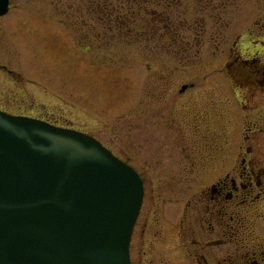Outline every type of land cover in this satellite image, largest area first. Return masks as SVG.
Wrapping results in <instances>:
<instances>
[{"label":"rangeland","instance_id":"374dc122","mask_svg":"<svg viewBox=\"0 0 264 264\" xmlns=\"http://www.w3.org/2000/svg\"><path fill=\"white\" fill-rule=\"evenodd\" d=\"M10 3L0 17V107L88 132L139 172L132 264H212L215 240L193 247L177 233L199 242V200L237 157L244 123L251 129L243 146L250 139L254 164L264 159L256 127L264 126V87L253 88L260 107L245 117L229 83L234 67L225 64L250 55L251 44L264 57L250 41L264 36V0ZM248 212L241 236L252 246L264 239V203ZM145 217L146 232L162 236L147 239L140 255Z\"/></svg>","mask_w":264,"mask_h":264},{"label":"water","instance_id":"95a60500","mask_svg":"<svg viewBox=\"0 0 264 264\" xmlns=\"http://www.w3.org/2000/svg\"><path fill=\"white\" fill-rule=\"evenodd\" d=\"M141 195L93 137L0 111V264H130Z\"/></svg>","mask_w":264,"mask_h":264},{"label":"flooded vegetation","instance_id":"af4514ba","mask_svg":"<svg viewBox=\"0 0 264 264\" xmlns=\"http://www.w3.org/2000/svg\"><path fill=\"white\" fill-rule=\"evenodd\" d=\"M10 1L11 0H8V6L11 4ZM2 16L3 15L0 17ZM252 38L254 37L252 36ZM252 38L250 41L253 42L256 40L253 45H263L262 51H264V36L261 35L257 38ZM250 46V55L241 56V59L236 60V64H232L233 60L232 62L229 60V62L226 61L225 63L226 67L230 65L234 67L233 72H235V74L231 76L229 83L231 87L236 86L239 89L237 90L238 94L235 93V96H237V99L239 98L238 101L244 108L243 115L245 117L250 114V110L259 106V103H255L254 98L252 99L250 96V93L253 92V88L264 87L263 54H259L258 56V50H255L252 44ZM250 105L252 106L250 107ZM248 124H243L244 131L241 133L242 142L244 137L248 138L250 136L251 128L250 126H246ZM256 127L258 131L262 130L264 135V126L262 129L261 127L258 128V125H256ZM242 142L238 144V150L236 151L237 157L234 158V162L232 161L231 164L229 163L230 165L222 169V171H219V173H216L215 182L203 190V196L199 200L200 204H202V207L199 209V211H201L200 220L195 219L197 225L198 223L203 224L200 226L199 231H197L200 238L199 242L196 240L197 238H191L188 230L184 232V237H182V235L179 236L177 233L178 240L184 241L186 239L191 241L190 244H194L192 245L193 247L199 244V248H202L205 245L204 242H214L215 240L219 244V248L217 252H213V255L217 256L214 258L212 264H264V239L260 241V243L251 246L250 236L248 235L246 238L241 236L245 229L243 223H245L247 215L250 214V212H248L250 206L257 205L259 202L264 203V159H262L261 163L259 162L260 164H254L257 159L250 158V139L248 145L243 146ZM141 208L139 213L141 212ZM206 212H208V214ZM178 219L182 220L181 214L178 216ZM212 219H215V221L213 222ZM231 219L235 220L238 224V226H235V230L233 226L229 225L233 221ZM137 220L138 216L136 222ZM149 222L150 220L145 217L140 225L139 234L143 242L140 241L136 245L137 248H140V251H136L140 255H147V251L141 249L142 244H145L147 239L153 236L154 240H159L162 236V231L160 229H152L150 232H146ZM204 224L205 229L203 228ZM179 226L180 224L178 223L177 228ZM194 230L195 234L196 228ZM262 231L264 232V225ZM262 231L260 232L263 233ZM213 233H215V235H213ZM218 233L219 235H217ZM240 236L243 239H240ZM201 244H203V246ZM139 262L142 264L140 260Z\"/></svg>","mask_w":264,"mask_h":264},{"label":"bare ground","instance_id":"6f19581e","mask_svg":"<svg viewBox=\"0 0 264 264\" xmlns=\"http://www.w3.org/2000/svg\"><path fill=\"white\" fill-rule=\"evenodd\" d=\"M231 69H233V68H231ZM10 71H11L10 69H8V71L6 70L7 73H10ZM130 242H131V237L129 238V245H130Z\"/></svg>","mask_w":264,"mask_h":264},{"label":"trees","instance_id":"16d2710c","mask_svg":"<svg viewBox=\"0 0 264 264\" xmlns=\"http://www.w3.org/2000/svg\"><path fill=\"white\" fill-rule=\"evenodd\" d=\"M114 12H117V11H114ZM118 13V12H117ZM113 14V13H112Z\"/></svg>","mask_w":264,"mask_h":264}]
</instances>
